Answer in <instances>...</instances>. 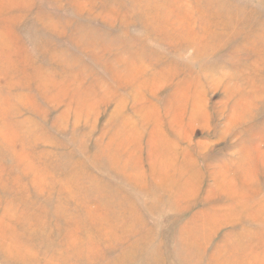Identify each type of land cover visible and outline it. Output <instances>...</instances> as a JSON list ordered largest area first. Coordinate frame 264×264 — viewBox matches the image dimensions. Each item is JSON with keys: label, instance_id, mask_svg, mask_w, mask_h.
Masks as SVG:
<instances>
[{"label": "rangeland", "instance_id": "obj_1", "mask_svg": "<svg viewBox=\"0 0 264 264\" xmlns=\"http://www.w3.org/2000/svg\"><path fill=\"white\" fill-rule=\"evenodd\" d=\"M0 264H264V0H0Z\"/></svg>", "mask_w": 264, "mask_h": 264}]
</instances>
